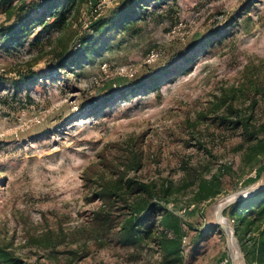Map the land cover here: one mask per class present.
<instances>
[{"label": "rangeland", "instance_id": "rangeland-1", "mask_svg": "<svg viewBox=\"0 0 264 264\" xmlns=\"http://www.w3.org/2000/svg\"><path fill=\"white\" fill-rule=\"evenodd\" d=\"M120 1L92 0L73 27L90 33L89 23ZM214 31L220 34L212 38ZM45 37L40 32L39 43ZM202 41L211 42L203 48ZM40 48L0 46V236L15 253L42 264H142L91 228L101 203L94 171L135 142L144 155L137 177L172 184L169 196L156 193L152 203L178 217L186 264L228 256L217 210L264 183V151L251 155L247 142L236 152L241 136L212 120L226 104L212 105L234 93L226 103L253 113L254 143L264 140V0L156 1L126 30L94 36L63 71L48 72ZM151 51L157 56L148 61ZM28 69L38 78L21 82ZM191 175L218 193L197 200L196 184L184 186ZM50 231L53 239L66 235L54 251L43 248ZM146 249L144 256L156 255Z\"/></svg>", "mask_w": 264, "mask_h": 264}, {"label": "trees", "instance_id": "trees-1", "mask_svg": "<svg viewBox=\"0 0 264 264\" xmlns=\"http://www.w3.org/2000/svg\"><path fill=\"white\" fill-rule=\"evenodd\" d=\"M156 1L164 0H121L109 15H101L89 23L90 33L85 30L80 35L73 24L78 21L81 8L90 5L92 0H1L4 21L0 24V46L10 48L26 42L30 46L41 47L39 51L45 50L40 58L48 57L47 71H63L68 63L76 60L82 51L92 45L94 36L103 35L112 26L126 30L135 22L137 14L146 12L147 7ZM40 32L46 35L43 43L38 41ZM219 34V31H214L210 36L215 38ZM216 41L220 40L216 38ZM209 42L202 41L199 46L206 47ZM190 61L191 58L186 60L187 63ZM37 78L38 74L28 69L20 74L19 80L27 83ZM235 97L234 93L226 94L220 102L214 103V110L226 105L212 120L218 123L215 126L241 136V140L233 145L236 152L241 151L248 142L250 154L256 156L263 153L264 140L254 143L258 132L253 123V113L241 114L233 107V101L226 103V99L232 100ZM255 104L253 100L251 106ZM143 160L142 147L132 142L124 155L117 160L103 162L104 165L94 171L93 190L101 202L92 216L94 236L113 239L120 246L130 249V260H139L142 264H186L188 256L184 253L183 244L185 235L178 217L152 203L156 193H161L163 197L169 196L172 192L169 186L172 184L139 179L135 172L142 168ZM211 183L212 186L216 185ZM192 184L198 188L197 200L218 193V189L206 187L204 179L193 175L184 186ZM154 208H159V212L156 213ZM223 215L232 222L247 264H264V190L231 203L224 208ZM216 230L223 235L219 226H216ZM92 231L90 236H93ZM56 235L57 239H53L51 231L45 232L43 248L54 251L65 241V233ZM200 236L198 233L191 252L198 248ZM144 249L157 256H144ZM0 264L42 263L25 261L15 253L10 242L0 236Z\"/></svg>", "mask_w": 264, "mask_h": 264}, {"label": "water", "instance_id": "water-1", "mask_svg": "<svg viewBox=\"0 0 264 264\" xmlns=\"http://www.w3.org/2000/svg\"><path fill=\"white\" fill-rule=\"evenodd\" d=\"M261 190H264V183L242 190L238 194L222 202L217 210L215 225L219 226L225 235L228 257L231 264H247V262L234 229L223 220V210L236 200L245 198Z\"/></svg>", "mask_w": 264, "mask_h": 264}, {"label": "built area", "instance_id": "built-area-1", "mask_svg": "<svg viewBox=\"0 0 264 264\" xmlns=\"http://www.w3.org/2000/svg\"><path fill=\"white\" fill-rule=\"evenodd\" d=\"M156 56H157V54L154 53L153 51H151V52L149 53L148 61H150V60H154ZM215 264H231V263H230L229 257L225 255V256L220 257V258L216 261Z\"/></svg>", "mask_w": 264, "mask_h": 264}]
</instances>
